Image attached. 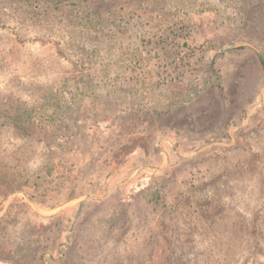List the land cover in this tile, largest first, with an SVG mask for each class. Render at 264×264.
<instances>
[{
    "label": "rangeland",
    "instance_id": "1",
    "mask_svg": "<svg viewBox=\"0 0 264 264\" xmlns=\"http://www.w3.org/2000/svg\"><path fill=\"white\" fill-rule=\"evenodd\" d=\"M32 2L0 0V264H264V0H117L100 32Z\"/></svg>",
    "mask_w": 264,
    "mask_h": 264
},
{
    "label": "trees",
    "instance_id": "2",
    "mask_svg": "<svg viewBox=\"0 0 264 264\" xmlns=\"http://www.w3.org/2000/svg\"><path fill=\"white\" fill-rule=\"evenodd\" d=\"M32 1H35L36 5H40L42 3L44 4V5L42 4L43 5L42 8H43V14H44L43 16L44 17L47 16L48 14L52 13L56 17H59V22L60 23L66 24V25L69 24L70 27H75V28L78 27V25L81 23V21L84 18H92V16H93V18H98L100 23L97 25V28H98V26L102 27L101 29H99L98 32L102 31V29L106 27V25H104V23L105 24L107 23V18H106L107 13L112 16L115 13V11L117 10L115 8H118L117 7L118 3H117V0H116V2L114 1L113 3L106 4L107 5V9H108L106 14H105L104 11L101 10L102 6H98L96 8H93V6L88 5V6H86L87 11L84 13L86 15L83 14L84 15L83 16L81 14L82 16L80 17V16H78V13H76V14H73V16L70 15V16L67 17L66 14L63 13L65 11V7L66 6H72V7L76 6V7H78L79 6L78 3H81V1L77 2V3H73L72 0H52L51 3H54V5L50 6L47 3V0H29L30 6H33V4H32L33 2ZM122 9H124V8L122 7L121 10ZM71 12H72V9L70 8L69 9V14ZM118 20H121V19L119 18ZM117 26H118L119 29H122V24H119ZM262 63H264V62H262ZM52 91L53 90H51V89L49 90L48 89V93L52 92ZM66 91H68V90L66 89ZM53 92H59V96H60V93H62V92L57 91V90L53 91ZM48 93H46L45 95H47ZM42 99H43V101H41L40 106L38 108H40V112H41L40 117H42V116L45 117L46 115L44 114V108L47 106V100H46L47 98L45 99L42 96ZM17 103H18V100L1 104L0 105V114H4V112H7V110H5L7 107L10 108L11 105L14 104V106H15ZM10 120H12L11 123L14 125V127H17L18 129L19 128L22 129L23 127L21 125H19V122L24 121V122L27 123V122L32 121V112H30L29 110H27L24 107L23 110H22V114H20L19 106H18L17 110H16V114L10 116ZM42 120H45V118H42ZM7 195H9V193H7L6 196ZM173 239L174 238L167 239L169 241V243H170V246H171V252H170V254L167 255V264H181L180 260H179V257L177 256V254L175 252V249H174V245H173L174 240ZM24 260H26V259H24ZM185 263H186V261H184V264ZM17 264H19V262H17Z\"/></svg>",
    "mask_w": 264,
    "mask_h": 264
},
{
    "label": "water",
    "instance_id": "3",
    "mask_svg": "<svg viewBox=\"0 0 264 264\" xmlns=\"http://www.w3.org/2000/svg\"><path fill=\"white\" fill-rule=\"evenodd\" d=\"M240 46H243V44H234V45L228 46L227 48H225V49H223L222 51L218 52V53L214 56L212 64L214 63V60L216 59V57H217L218 55H220V54H222V53H224V52H227V51H229V50L236 49V48H238V47H240Z\"/></svg>",
    "mask_w": 264,
    "mask_h": 264
}]
</instances>
